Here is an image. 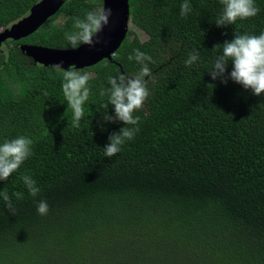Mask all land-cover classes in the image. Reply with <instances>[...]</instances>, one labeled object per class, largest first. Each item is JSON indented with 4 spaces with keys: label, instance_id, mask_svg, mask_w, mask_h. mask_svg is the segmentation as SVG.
<instances>
[{
    "label": "trees",
    "instance_id": "trees-1",
    "mask_svg": "<svg viewBox=\"0 0 264 264\" xmlns=\"http://www.w3.org/2000/svg\"><path fill=\"white\" fill-rule=\"evenodd\" d=\"M39 1L0 0V30ZM188 2L192 12L182 19L184 0L129 1L131 21L148 39L129 30L111 60L81 72L92 75L79 128L63 72L36 65L20 45L72 49L65 33L74 31L73 19L103 0H68L35 34L6 42L0 144L29 137L33 155L0 181L16 210L13 216L0 198V264H264V95L208 72L222 51L214 46L234 33H264V0H254L255 17L221 28L220 0ZM134 49L152 57L150 96L134 113L135 138L107 158L103 148L125 125L103 122L108 96L100 90L110 76H136L141 66L128 60ZM193 50L200 59L186 67ZM231 70L229 63L226 76ZM108 114H115L111 105ZM23 175L36 180L37 197ZM40 200L47 215L36 211Z\"/></svg>",
    "mask_w": 264,
    "mask_h": 264
},
{
    "label": "clouds",
    "instance_id": "clouds-1",
    "mask_svg": "<svg viewBox=\"0 0 264 264\" xmlns=\"http://www.w3.org/2000/svg\"><path fill=\"white\" fill-rule=\"evenodd\" d=\"M220 4L222 11L215 20L218 28L234 25L238 20L253 18L260 11L254 0H220ZM191 12V4L188 0H184L180 6V17L187 18ZM111 14V9L101 8L97 11H87L83 18L75 17L73 19L74 31L65 33V39L71 48L75 50L81 45L93 47L99 43L100 41L94 40V37L98 36L108 25ZM216 49L222 51L215 57L211 69L208 70L213 81L219 79L221 83L227 84L228 79H231L245 90H251L252 94L257 97L264 95V33L259 35L234 33L233 40L225 41L223 45L217 44L213 50ZM199 59V51L193 50L185 61V66H192ZM128 60H135L141 66L136 76L132 78L125 75L110 76L108 78L110 87L100 90L102 97L108 96L107 103L100 106L103 109V122L119 121L125 125L119 134L114 133L109 137V143L103 148L104 157L107 158L117 155L126 142L135 138L139 132L140 117L135 116L134 113L143 108L150 96L145 77L151 75L148 64L153 62L152 57L139 49H134L133 54L128 56ZM229 63L232 65V70L226 76ZM51 67L57 72H63V95L73 112V127L79 128L84 116V105L89 100L91 92L88 86L90 76L86 72L81 74L74 66H70L68 70H63L61 64H54ZM109 105L114 109V115L108 114ZM32 145L33 140L25 136H19L0 144V181H7L33 155ZM22 181L31 197L35 198L39 195L40 188L30 175H23ZM12 195L17 200L23 199L22 192H15ZM0 198L4 201L8 211L15 216L16 210L12 196L7 191H0ZM36 211L41 216L47 215L49 212L47 201L40 200Z\"/></svg>",
    "mask_w": 264,
    "mask_h": 264
},
{
    "label": "water",
    "instance_id": "water-1",
    "mask_svg": "<svg viewBox=\"0 0 264 264\" xmlns=\"http://www.w3.org/2000/svg\"><path fill=\"white\" fill-rule=\"evenodd\" d=\"M68 0H40L30 14L9 28L0 30V51L8 41H21L35 34L50 18L54 17ZM130 0H103V8L111 9L109 23L94 37L100 42L93 47L81 45L78 49H54L23 43L21 52L36 65L46 68L61 64L63 70L70 66L78 71L92 68L105 60H111L130 30ZM2 54V51L0 55Z\"/></svg>",
    "mask_w": 264,
    "mask_h": 264
},
{
    "label": "rangeland",
    "instance_id": "rangeland-1",
    "mask_svg": "<svg viewBox=\"0 0 264 264\" xmlns=\"http://www.w3.org/2000/svg\"><path fill=\"white\" fill-rule=\"evenodd\" d=\"M101 8H103V6L100 7L99 9H101ZM60 22H63V19L61 17L60 18H57V20H56V23H60ZM130 30L131 31H134L138 35V37L140 38V40L146 41L148 39V35L145 32H143L140 29H138L133 23H130ZM7 50H8V46H5V47L1 48L2 54L4 52H6ZM1 51H0V53H1ZM80 72H82V71H80ZM87 73L90 76L92 75L91 71H87Z\"/></svg>",
    "mask_w": 264,
    "mask_h": 264
},
{
    "label": "flooded vegetation",
    "instance_id": "flooded-vegetation-1",
    "mask_svg": "<svg viewBox=\"0 0 264 264\" xmlns=\"http://www.w3.org/2000/svg\"><path fill=\"white\" fill-rule=\"evenodd\" d=\"M5 46H7L6 43H4L1 48L5 47Z\"/></svg>",
    "mask_w": 264,
    "mask_h": 264
}]
</instances>
